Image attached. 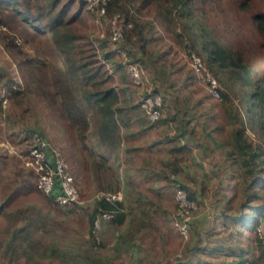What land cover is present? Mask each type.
<instances>
[{
    "label": "rangeland",
    "instance_id": "rangeland-1",
    "mask_svg": "<svg viewBox=\"0 0 264 264\" xmlns=\"http://www.w3.org/2000/svg\"><path fill=\"white\" fill-rule=\"evenodd\" d=\"M50 2L40 0L37 6L34 0L26 7L23 0H0V255L10 234L9 226L24 224L23 220L9 222L4 212L31 206L40 215L36 218L38 227L31 232V239L36 242L32 254L37 262L28 260L26 264H68V260L70 264H192L193 251L200 243L199 233L203 234L206 228V216L194 223L201 216L198 202L185 240L172 224V188L162 173L161 163L166 160L168 149L162 148L163 158L158 167L149 165L148 172L160 168L155 181L144 176L141 169L146 164L114 167L100 157L104 152L97 133L101 113L86 94L113 87L126 99V116L129 112L143 115L138 100L135 101L141 88L131 85L126 70V63L132 61L127 51L133 50L138 56L141 53L124 41L113 45L109 23L97 26L93 15L78 0H56L53 10L49 8ZM128 3L143 26L148 53L144 55L146 61L139 62L144 71L142 90H155L164 99L162 119L156 124L161 123L166 133L172 128L177 132L185 130L198 144L217 150L219 159H225L224 150L231 148L235 128H241L254 150L261 152L264 165V103L256 105L253 96L257 89L264 92V27L258 25L261 18L264 26V0H205L195 7H183L179 0ZM22 13L36 18V23L24 19ZM58 17L61 21L56 24L57 33L45 32L49 30L48 22ZM215 43L232 50L236 61L246 67L248 72L243 78L236 67L209 61L208 50L214 49ZM120 44L124 48H119ZM109 50L112 52L108 59L104 54ZM191 52L201 59L200 72L192 69ZM57 67L66 72L77 67L73 79L75 93L89 120L86 142L95 151V163L91 160L89 169L80 176H76L68 161V146L72 144L68 138L76 137V133L53 85L52 73ZM205 72L214 78L217 95L203 78ZM9 88H16L18 93L12 94ZM121 118L118 116L116 121L119 129L123 127ZM36 135L65 158L75 179L78 203L62 207L37 188L35 173L26 164ZM77 142L69 148L78 151ZM225 160L227 164L223 165L228 166ZM109 161L115 162L114 158ZM230 186L234 189L229 206L234 208L243 195L236 178ZM116 190L122 193L120 208L126 209V215L121 223L104 222L97 241L95 232L94 238L87 232L95 198L101 192ZM124 192L127 205L123 204ZM140 192H145V196ZM259 192V201L264 203V187ZM62 222L68 227H63ZM241 232L236 231L233 244L238 247L239 240L254 264H264L260 251L264 247L259 244L262 242L256 229L250 227ZM230 240L229 237L224 243L226 248L218 247V261L226 260L228 255L222 248H230ZM50 244L70 251L72 256L66 257L65 263L44 255L37 258L36 253ZM23 260L18 259L20 264ZM0 264H7L4 257L0 256Z\"/></svg>",
    "mask_w": 264,
    "mask_h": 264
},
{
    "label": "trees",
    "instance_id": "trees-1",
    "mask_svg": "<svg viewBox=\"0 0 264 264\" xmlns=\"http://www.w3.org/2000/svg\"><path fill=\"white\" fill-rule=\"evenodd\" d=\"M32 1L23 0V3L26 5V7H28L32 3ZM35 1V5L38 6L37 2L40 0ZM179 1L181 2L183 7H189L191 5L195 7L196 3H201L205 0ZM55 2L56 0H51L49 4L50 10H53L55 8ZM78 2L79 5H84L83 0H78ZM128 4V0H109L106 6L107 15L111 16L116 13H119L124 23H131V26L124 25V34L121 41H124L126 45L129 44L130 47H137L139 52L141 53V55L138 56L133 50H131L132 53L127 51V54L131 57L132 61L145 62L146 60L144 59V55L148 53L145 48V37L142 33L143 26L141 22H139L137 16L131 11ZM22 14L23 18L27 21L36 23V18L30 19L28 16H24V13ZM51 20L52 21L48 22L47 24L49 30H46L45 32L50 31L56 34V24L57 22L61 21V18L58 17L54 20ZM261 24H263V22L260 18L258 20V25L260 28L264 27L261 26ZM118 47L124 48V46H121V44ZM111 52L112 50H109V52H105L104 56L108 58ZM208 52L210 62H218V66H234L239 70V75L241 77L243 74H247L248 70L246 69V67L236 61V58L232 56V50H230L229 48H224L223 46H220L219 44L215 43V48L209 49ZM76 68L77 67L69 68L68 72L59 67L54 68L52 73V80L53 85L58 94L60 106L64 114L67 116L72 131L76 133V137L68 138V142L72 143L68 146V161L70 164L73 165L72 170L76 174V176H80L83 175V171L87 167L89 169V165L92 163L91 160H93L95 163V151L86 142L87 132L89 128V120L86 115L85 109L77 101L73 82L75 76L74 72L77 70ZM84 76L85 78L88 77V75L86 76V74H84ZM9 90L12 94L18 93V90L16 88H9ZM153 92L157 93L155 90ZM86 95L87 99H92V104L95 106L97 112L101 113V116L104 119L103 125L101 127L102 138H105L106 141L109 140L110 143H113V136H115V133L117 132L115 119V114H117V112L121 113L118 115L122 117L121 119L123 123H125L126 113L123 111H126V108H124L123 105L124 100L122 101L119 99L118 93L113 87H109L103 91H90ZM253 96H255V98L257 99L258 104L256 105L261 106L264 103V92L261 89H257L256 91H254ZM137 106L141 110L143 114L142 116L145 118V114L141 109L138 101ZM161 117L162 115L153 123L148 121L147 117L145 118V120L149 122V124L155 125L158 121L162 119ZM112 122H114V125L112 124V126H110ZM241 127L243 128L242 122ZM233 136L234 140L231 144V148L228 150H224L226 152L224 153V156L225 159H227L228 166L230 168L228 176L232 177V180L236 178V180L239 181L243 198L241 199V203L237 205L236 210L234 209V212L225 215L230 216V220H232L236 224H239L242 229H249L251 227L255 230L259 219L264 217V203H260L261 201H259V199L262 198L261 192L259 191L260 189H262V187H264V165H262V154L258 150H254L251 143L247 141L246 138H244L243 130L241 128H235ZM167 139L171 142V144L167 148L168 156L166 160L164 162L160 161L164 165L162 173L164 171L165 177L168 180L169 187H171L170 174H175L176 176H178L188 196L196 200L198 203L199 200L197 196L194 192H192L191 187L186 184V175L183 169L184 164L191 158V148L188 145L180 144L169 137ZM77 140L79 141L76 144L78 151H74L73 148L69 147H72V145L75 147L74 143ZM100 157L102 161L105 160L102 155ZM141 170L144 171V176H147V178L148 176L150 177L148 179L150 181H155L159 173L158 170H152L148 172V170L150 169L143 167ZM140 193L143 194V197L145 196V192ZM95 199V206L93 208L92 213H90L91 215L88 217L89 226L87 229V232L91 234L92 238H94L92 223L99 209H111L114 207V204L106 200L100 194ZM117 204L119 205V207L121 206L120 201H118ZM3 215L5 216V218L8 219L9 222H12L13 224L17 223V220H23L24 224L21 226H11L10 236L4 244L5 247H3L2 249L0 255L1 258L4 257L6 259L7 264H20L21 262L18 261L20 257L24 258L23 264H26L25 261L28 262V260L34 263L37 262L34 254H32L33 250H35L36 242H33V240L31 239V232L38 227L35 226L37 220L36 218L40 217V215L38 214V210L34 207L28 206L23 208H17L11 211H6ZM125 215L126 213L121 209L117 211L109 221L116 224L121 223ZM62 224H64V222H62ZM63 227L67 228L68 226L64 224ZM234 232L236 233V231L229 232L228 236L231 238V246L230 248L225 249L223 252L224 254L232 257V260L229 262V264H245L247 261H251L252 263H254L253 260L247 255H245V253L243 252L240 245L241 243L238 247L233 244L234 242L236 243V238L234 237L236 235L233 234ZM54 246L55 244H50L49 246L45 247L44 250H39L36 253V255H38L37 258L41 255H44L50 258L57 259V262L62 263V260H64L65 263L66 257H68L69 259L70 256H72V253L70 251L67 252L66 250H59L58 248L57 250ZM263 249L261 248L260 250L262 257H264ZM50 261H48V263H51ZM70 262L71 261L68 260V264H70Z\"/></svg>",
    "mask_w": 264,
    "mask_h": 264
},
{
    "label": "crops",
    "instance_id": "crops-1",
    "mask_svg": "<svg viewBox=\"0 0 264 264\" xmlns=\"http://www.w3.org/2000/svg\"><path fill=\"white\" fill-rule=\"evenodd\" d=\"M119 99H123L125 106L127 105L124 97L119 96ZM118 116V114H115L116 121H118ZM103 122L104 119L101 116L97 133L103 141L102 150L104 152L100 153V155L103 156L104 161L107 160L106 164L108 166L141 167L146 164L147 166L143 168H149L151 165L154 166L156 164L155 166L158 167L160 159L163 158L162 148L167 150L171 144L167 140L168 137L191 148V158L184 164L183 169L186 175V184L191 187L192 192L195 193L199 200V213L201 216L196 218L194 223L197 224L202 217H207L203 218V221H206L204 226L206 228L203 230V234L199 233L200 240L198 238L203 245L199 243L198 249L193 251L192 264H196V262L197 264H229L231 260L228 259L231 258L228 256L226 260H217L219 255L218 247L226 248L224 243L229 238L228 233L237 231L240 234L242 233V228L239 224L230 220V216L225 215L231 214L237 208V206L234 208L229 206L233 198L230 193L234 187L230 186L232 182V177L228 176L230 169L227 165H223V162L227 164L226 160L223 157L219 159L217 150L204 147L206 145L203 146L195 142L194 137L188 135L185 130L177 132L176 129L172 128V130L169 129L171 131L166 133V129L162 128L161 123L151 125L139 112H129L125 116L123 127L120 129L116 127L117 132L113 136V143L102 138L101 127ZM112 124L114 125V122L110 126ZM112 158H114L115 162L109 161ZM222 166L224 167L222 168ZM119 192L121 193V191ZM240 192L242 191L240 190ZM123 196V204L127 205L125 192ZM9 228L11 229V226ZM233 234L236 233L234 232ZM234 237L236 238V236ZM8 238L4 240L3 245ZM239 243L241 242L239 241ZM222 251H224V248H222Z\"/></svg>",
    "mask_w": 264,
    "mask_h": 264
},
{
    "label": "built area",
    "instance_id": "built-area-1",
    "mask_svg": "<svg viewBox=\"0 0 264 264\" xmlns=\"http://www.w3.org/2000/svg\"><path fill=\"white\" fill-rule=\"evenodd\" d=\"M87 11L94 18L97 26L109 23V39L115 46L123 38V30L125 26H131V23H124L119 13L107 17V3L109 0H83ZM106 18L108 21L106 22ZM190 64L192 69L197 73L203 69L201 59L198 55L190 53ZM126 70L133 87H139L142 90L144 85V71L137 61H129L126 63ZM203 78L210 84L211 91L217 95V86L214 78L209 72L204 73ZM139 93L138 102L148 121L155 122L161 115L163 110V99L160 94L150 90L141 91ZM34 171L36 176L37 188L46 196L53 199L61 206H71L78 203L79 195L72 174L67 168V164L61 152L50 146L49 142L39 135L35 136V142L28 151V160L26 161ZM170 182L172 188L174 208L171 218L173 225L178 234L185 240L190 233V225L193 220V214L198 207L197 201L190 198L182 185V182L175 174H170ZM106 200L114 204L111 209H99L93 219V231L98 241L99 233L103 223L109 221L117 211L121 210L118 201L121 200V193L101 192ZM257 237L264 247V217L259 219L256 226ZM245 264H254L247 261Z\"/></svg>",
    "mask_w": 264,
    "mask_h": 264
}]
</instances>
